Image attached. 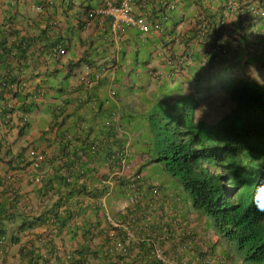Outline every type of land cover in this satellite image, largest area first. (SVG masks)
<instances>
[{"label":"trees","instance_id":"obj_1","mask_svg":"<svg viewBox=\"0 0 264 264\" xmlns=\"http://www.w3.org/2000/svg\"><path fill=\"white\" fill-rule=\"evenodd\" d=\"M121 1L106 2L118 5ZM133 2L134 6L136 2ZM259 2L261 4L255 0H169L159 8L153 7V17L142 14L154 30L145 37L159 36L161 40L164 54L158 58L165 66L160 71L163 79L156 82L161 96L146 103L152 110L144 116L145 125L146 128L151 126L156 141L144 147V152L152 157L151 162H161L168 173L178 179L191 199L193 213L200 218L206 215V225L228 244L226 262L220 259L217 246L202 238L200 226L189 229L191 221L185 220L184 227V223L164 207L158 215L154 209L140 208L143 195L135 197L139 189L137 180L133 179L132 183L136 185L128 188L127 171L109 176L116 164L122 167L119 157L129 155L125 153L124 143L111 142L117 128H124L125 134L132 131L124 121L118 126L106 122L105 131L98 136H106V143L90 138L84 130L79 153L72 154L64 147L62 155L69 157L55 169L51 179L58 183L55 191L58 198L50 209L25 217L0 202V239L7 235L6 223L16 219L21 221L18 229L24 230L52 216L57 225L60 224L59 230H63L80 218L82 222L75 224L72 230L74 234H80L84 242L75 249L45 245L47 252L41 253V247L33 245V249H20L21 258L28 264H50L53 258L54 264H211L208 258L216 256L214 264H264V213L258 212L253 203L257 188L264 180V82L250 81L247 72L245 75L233 72L235 66L239 68L240 55L252 56L248 64L257 60L264 62V49L257 52L264 41L262 33L257 32L264 15L250 11L255 4L264 11V0ZM186 7H193L190 14L187 12L185 17L177 19L173 16L169 25L170 13ZM233 14L236 31L227 21ZM182 23L190 26L185 31H178ZM0 33L4 36L0 40V62L5 61L14 48V56L24 60L27 57L24 42L6 45L8 37L16 30L4 21L0 24ZM141 35L143 38L144 34ZM242 43L243 47H240ZM13 71V68L9 69V73L0 79L3 85L1 98L6 89L12 91L11 85L20 84V73L11 74ZM192 76L198 77L201 97L211 107V112H203L198 119L197 115L194 117V113L188 112L190 107L195 109V101L188 97L172 99ZM91 78L92 81L100 80L96 75ZM14 93L21 96L19 92ZM45 97V91L39 86L36 91L21 96L18 107L22 113L30 114ZM42 161L34 166L40 167ZM102 163L106 164L107 175L102 174L96 181L97 169L92 165ZM141 175L147 181L154 178ZM107 177L117 182L113 187L116 193L126 196L136 191L134 195L130 194L134 197L131 208L126 213L120 212V219H115L118 226L102 215ZM232 194L235 198H231ZM167 199L163 196V203ZM165 236L172 237L173 242L167 249H163ZM12 242H19V238L13 236ZM158 245L161 251L156 250Z\"/></svg>","mask_w":264,"mask_h":264},{"label":"crops","instance_id":"obj_2","mask_svg":"<svg viewBox=\"0 0 264 264\" xmlns=\"http://www.w3.org/2000/svg\"><path fill=\"white\" fill-rule=\"evenodd\" d=\"M106 1L108 0H0V24L5 21L7 26L16 30V33L8 37L6 45L22 41L23 47L27 46V57L24 60L14 56V48L12 55L0 62V79L11 68L14 69L11 74L20 73V84L11 85L12 91L10 88L6 89L3 98L0 96V202H5L10 209L13 208L12 210L25 217L50 209L57 200L55 191L58 183L51 179L55 169L69 157L62 155L64 147L67 152L79 153L83 146L80 139H83L84 130L89 133L90 138L100 136L105 131L111 111L116 108L121 109L123 121L129 129L133 132H136V126L144 129L147 122L144 116L152 110L146 103L159 95L156 84L158 81L147 75L149 68H156L158 72L165 68L153 54L155 49L161 47L159 36L149 39L143 36L140 43L132 44L130 39L133 30L137 29L116 33L111 27L109 15L88 16L89 10L98 8ZM111 1L116 3L119 0ZM168 1L144 0L139 3V0H134V11L150 18L153 17V7L159 8ZM255 2L260 3L259 0ZM186 8L170 13V22L173 16L177 19L183 15L185 17L187 12L190 14L193 7ZM234 17L235 14L229 16L227 21L236 31ZM262 21L257 28L264 39V20ZM189 26L190 24L182 23L178 26V31H185ZM2 37L4 38L0 33V40ZM56 40L57 44L51 45ZM262 43L257 52L263 51L264 41ZM144 47L150 49V59L146 63L144 61L148 57H140V51ZM240 47H243V43ZM57 48H64L66 52L56 54ZM134 54L136 57H131ZM251 58L252 56L240 55L238 65L241 72L243 62ZM132 63H136V66L132 67ZM20 64L22 68L19 67ZM246 69L248 77L264 82V71H250L249 66ZM92 75L100 80L92 81ZM193 78L192 76L184 82L180 89L194 99H199L203 96V93L200 94L202 86L196 82L189 84ZM39 86L46 93V97L40 102L48 105L50 113L44 115L40 111L36 117H32L30 113L24 125L22 111L18 107L19 98L36 91ZM113 87L120 93L119 100L110 98ZM15 91L21 96H16ZM21 129H24L22 133ZM30 148L45 153L38 168L33 165V159L29 156ZM136 162L141 163L139 160ZM105 165H92L97 169L94 178L96 181L102 174H106ZM46 184L48 186H44ZM191 214L194 217L198 215ZM201 218L196 220L195 225L203 228L201 234L205 242L217 246L220 259L226 262L228 244L222 238L210 237L207 228L209 225L203 219L205 216ZM81 220H73L63 230H59L60 224L57 225L52 216L24 230L18 229L21 222L19 219L7 222V235L0 239V264H28L21 258L22 247L33 249L32 246L35 245L41 247V253L47 252L45 245L75 249L84 242L81 235L74 234L72 230ZM13 236L18 237L19 242H12ZM50 264H54V258Z\"/></svg>","mask_w":264,"mask_h":264},{"label":"clouds","instance_id":"obj_3","mask_svg":"<svg viewBox=\"0 0 264 264\" xmlns=\"http://www.w3.org/2000/svg\"><path fill=\"white\" fill-rule=\"evenodd\" d=\"M106 3H104L103 5H105ZM103 5H101V6H103ZM101 6H99L98 8H93V9L89 10L88 16L94 17L95 15H106L104 13H96V12L93 13L92 12V11H97ZM254 6H256V4ZM256 7H258V6H256ZM258 8H260V7H258ZM134 13H135V11H134ZM135 15H138V14L135 13ZM140 15H142V14H140ZM149 23H151V22H149ZM111 27H112V18H111ZM128 28H132V29L136 28L139 32L143 33L144 36L148 35V33H144L143 31H141L137 27H122V28H119L118 30H113V31L116 33H119L121 31H125ZM112 29H113V27H112ZM152 31H154V30L152 29L150 32H152ZM257 32H261V31L258 29ZM239 46H240V44H239ZM56 52H57L56 54H64L66 52V50L64 48H57ZM153 54L155 55L156 58H158V56H162L164 54V49L162 47H159L158 49L154 50ZM219 65H217V67ZM204 67H206V65ZM147 75L153 77L156 81H161L160 80L161 79L160 78L161 73L158 72L157 70H152V68H149L147 71ZM197 79H198V77L196 76L193 79V81H191L189 84H192V82L197 83ZM248 79L250 81L254 80V78H250V77H248ZM119 96H120V93H119L118 89L113 87L110 90V98L114 99V100H119V98H120ZM186 97H188L190 99L193 98L192 96L184 93L182 91V89H179L178 95L172 97V99L181 98V100H183ZM172 101H174V100H172ZM192 101H195V109L190 107L188 109V112L194 113V115H193L194 117L197 115V119H198L202 116L203 112L206 111V107H207L208 103L206 100H204L201 97L199 99L193 98ZM24 114H27V113H24ZM27 115H28V117H27V120H28L29 114H27ZM21 117H22V115H21ZM27 120L24 123V125L27 123ZM107 121L113 122V123H115L116 126H118L119 123L121 121H123L121 109L120 108L113 109L111 111L110 118ZM22 122H23V119H22ZM144 127H145L144 129L142 127H139L136 130V132L131 131L129 134H125L124 128L123 129L117 128V134L111 138V142L114 143V141L118 140V141H121V143H124L125 153L128 152L129 155L119 157L121 160L120 164L122 165V167H119L116 164V167L113 168V170L111 171L109 176L113 177L115 175H118L120 173H124L125 171H127V174H128L127 180L130 181L128 188H131V187L136 185V183H132L133 179L137 180V185H138L139 189H138L137 195H135V197L138 195H140V196L143 195L141 197V201L139 202L140 208L154 209L155 214L158 215L160 212H163V207H164L165 209H169V213L171 215H173L174 217H176V219L178 221L183 222L184 227H186V223H185V220H186L187 222L191 221V223L189 224L190 225L189 229H193V228L196 229L195 223H196V219L199 217V215H196L194 217L191 214V213H193V205H192V202H191V199H190L188 193L183 189V187L181 186V183L176 178L172 177L168 173V171L166 170V168L164 167V165L161 162H151L152 157L150 158L149 155L145 154V152H144L145 150L143 148L146 146L149 147V145L154 144L155 143L154 141H156V140H155L154 133L152 131L151 126L146 128V125H145ZM92 138H95L98 141H104L106 143V140H105L106 136L105 137H92ZM129 151H132L133 153H131ZM44 157H45V154H44ZM137 160L141 161V163H137L136 162ZM144 161H147V162H146L145 166L143 167ZM108 162H106V164ZM154 163H158L162 166V168L165 172V175L156 174L155 176H152V177H154L151 180L152 182L143 179L141 173L147 177H148V175L151 176V174H148L145 171V167H151ZM136 164H139V166H137ZM141 164H142V166L139 170V173H138V175H136V171H138V167H140ZM166 176L169 177V180L171 182H174L175 181L174 179H176L179 182V187L178 188L174 187L171 182H165L162 179V177H166ZM105 185H107V190L105 192V195L102 196V198H103L102 215H103V217H105V212H108L111 215L112 219L115 222H117L114 218V215L111 214V212L108 209L107 204H106V196L108 194H110V193H112L113 195L118 194V192L116 193V188L113 189V187L115 185H117V182H113V181H111V179L109 177H107V180H105ZM145 192H146V195H145ZM135 193H136V191L134 193H129L126 196H124V200L122 201V203L120 205L121 209L119 210L118 213H120V212L126 213V211L131 208L132 203L134 202V197L130 196V194L134 195ZM163 196L168 197V199L164 202L165 204L163 203ZM230 196H231V198H235V194H232ZM188 201H190L191 206L188 205ZM253 203H254V206L258 212L264 213V180H263L262 184L259 185L257 188L256 194L253 198ZM184 211H185V213H184ZM204 216H205V218H203V219L205 221V219H207V216L203 215L202 217H204ZM125 228L127 230H129L127 226H125ZM199 231L202 232L203 228L200 227ZM130 234L133 235L132 232H130ZM200 235H201V233H200ZM208 235L212 238H215V237L222 238V236L220 234H218L215 230H213V228H209V227H208ZM171 239H172V237L171 238H169L167 236L164 237L165 243L163 246L166 247V249L169 246H173V242L171 241ZM158 247H159V245H158ZM208 260H209V262H211V264H214V262H216V260H217V257L211 256L210 258H208Z\"/></svg>","mask_w":264,"mask_h":264},{"label":"built area","instance_id":"obj_4","mask_svg":"<svg viewBox=\"0 0 264 264\" xmlns=\"http://www.w3.org/2000/svg\"><path fill=\"white\" fill-rule=\"evenodd\" d=\"M132 0H122L120 4L115 5L111 2H107L105 5L101 6L97 11H92L93 13H104L106 15H109L112 18V27L113 30H118L122 27H137L144 33H149L152 30L151 23L147 21V19L142 15H135L133 12L134 6L131 4ZM250 11L252 14L255 15H264V11L256 6H251ZM3 89V85L0 84V91ZM28 115L22 114L23 123L26 122ZM29 156L33 159L35 166L38 165V163L44 159V154L42 151L30 148ZM105 217L107 220L111 222V224L118 226L119 223L115 222L111 215L108 212H105ZM129 235L130 234L129 231ZM157 251H161L158 246H156ZM160 255L161 253L158 252ZM176 264V263H175Z\"/></svg>","mask_w":264,"mask_h":264},{"label":"rangeland","instance_id":"obj_5","mask_svg":"<svg viewBox=\"0 0 264 264\" xmlns=\"http://www.w3.org/2000/svg\"><path fill=\"white\" fill-rule=\"evenodd\" d=\"M170 23L171 22L169 20L168 24H170ZM141 36L142 35H141V33L138 30H133V33H132V36H131V39H130V40H132V44L140 43L143 40V38ZM149 52H150L149 47L142 48L141 51H140V57H141V59H143L145 57L150 58ZM144 54H146V55H144ZM134 55L131 56V57L134 58ZM222 65H223V62H221V68H223ZM131 66L132 67H135L136 66V63H132ZM244 66H246V68L249 66V68H250L249 70L250 71L251 70H253V71H262V72L264 71V62L262 63L260 60H257L254 64H248V60L246 62H243V75H245L246 72H247V69ZM142 70H145V69H142ZM233 72L234 73L241 74V71H240V69L237 66H235L233 68ZM219 77L221 78L223 76H219ZM176 87L178 88L179 86H176ZM207 110L209 112H211V107L209 106V104H207L206 111ZM39 112H40V114H44V115L50 113V110H49L48 105L39 102L38 105L34 106L33 111L31 112L32 113V117H36ZM145 171L148 174H151V176H155L156 174L165 175V172H164L162 166L160 164H158V163H154L151 167H145ZM162 179L165 182H171L169 180V177L168 176L162 177ZM174 180L175 181L174 182H171V183L173 184L174 187L178 188L179 187V182L177 181L178 179L177 180L174 179ZM124 195L125 194H123V193L118 194V195H115V194L113 195L112 193H110V194H108L106 196V204H107V207L110 210L111 214L114 215V218L116 220L120 219V217H121V213H118V212L121 209L120 208V205H121L122 201L124 200ZM188 205L191 206L190 201H188ZM163 249H166V247H164Z\"/></svg>","mask_w":264,"mask_h":264}]
</instances>
